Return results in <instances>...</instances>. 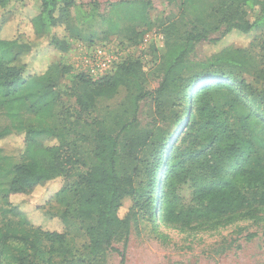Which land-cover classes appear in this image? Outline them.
<instances>
[{
  "label": "trees",
  "instance_id": "16d2710c",
  "mask_svg": "<svg viewBox=\"0 0 264 264\" xmlns=\"http://www.w3.org/2000/svg\"><path fill=\"white\" fill-rule=\"evenodd\" d=\"M21 1L0 0V10ZM196 1L181 0V5L189 7ZM32 6L28 24L34 39L22 33L6 37L0 24V142L24 137L21 158L9 169L0 167L1 174L11 177L1 209L0 264H105L108 252L117 250L115 240H127L138 212L153 218L149 196L163 164L162 194L167 185L191 186L187 204L168 196L162 207L163 197L156 198L153 209L169 224H218L226 216L247 217L264 208V84L257 88L244 76L251 63L241 53L248 49L226 47L204 61L190 58L196 43L218 41L209 37L213 31L222 30L226 37L264 29V0H215L174 40L176 24H164L161 50L153 43L150 51L125 57L99 79L79 73V110L74 120L63 115L60 119L55 110L61 97L58 80L70 68L58 71L54 64L40 73L31 70L27 58L43 50L44 44L67 52L70 43L60 31L81 38V24L91 25L97 17L111 23L114 17L104 18L95 14V8L82 7L73 15L75 0H33ZM123 6L139 8L137 15L127 18L130 21L146 19L148 1L111 4L112 9ZM195 67L199 69L193 71ZM217 67L218 72L230 70L209 73ZM151 76L157 80L155 87L148 85ZM258 76L264 80V70ZM217 79L233 86L218 84ZM188 86L195 91L189 95L182 128L173 136L181 124L180 107ZM122 88L127 94L116 108L105 109L90 121L83 119L96 110L98 99H112ZM221 88L234 94L225 103L212 96ZM246 98L252 104H243ZM143 102H150L147 120L141 117ZM197 103L200 113L194 118L191 109ZM193 128L196 133L190 135ZM184 132L192 137L194 147L177 156L175 144ZM59 178L62 186L39 210L59 204L61 214L52 218L62 222V230L34 223L12 200ZM127 199L132 205L121 217ZM72 220L85 225L86 241L80 245L68 237ZM117 251L125 261V253Z\"/></svg>",
  "mask_w": 264,
  "mask_h": 264
},
{
  "label": "rangeland",
  "instance_id": "374dc122",
  "mask_svg": "<svg viewBox=\"0 0 264 264\" xmlns=\"http://www.w3.org/2000/svg\"><path fill=\"white\" fill-rule=\"evenodd\" d=\"M76 7L72 9V14L76 15V10L82 7L85 11L95 8L96 13L104 18L114 17L113 22L104 21L98 17L93 24H81L78 29L81 38L60 31V36L64 35L70 43L67 52H61L54 46L44 44L43 50L33 53L27 58L30 61L32 71L43 73L50 65H58V71L64 66L69 67V72L61 75L57 83V89L61 95L55 107L60 119L62 115L72 120L78 115L79 107L76 103V95L79 91L76 84V75L83 72V59L87 52L99 46L120 47L119 42H123L121 55L125 57H137L150 51L149 47L155 43L156 48L161 50L164 40L160 39L163 32V25L170 22L176 24L177 33L172 40L178 38L182 33L189 30L192 21L196 19L203 10L208 8L215 0H197L189 7H183L181 0H146L149 8L146 19L135 18L130 21L129 16L137 15L139 8L129 9L128 6L113 8L111 4L119 3L123 0H75ZM141 1V0H135ZM33 0H23L6 10H0V24H2L3 35L15 37L20 33L25 34L26 39H34L33 33L28 24L32 12ZM116 12V14H115ZM115 14V15H114ZM87 25V27H86ZM224 29V28H223ZM210 38H218L216 42L202 41L196 43L190 54L192 61H204L210 55L224 48L233 49L244 48L247 52L241 53L246 56L250 63L249 69L244 72V76L255 87L259 88L264 84L260 79V74L264 70V29H259L250 34H240L233 32L226 37H222V30L213 31ZM153 50V48H152ZM154 52V51H153ZM199 69L195 67L193 71ZM217 69V70H216ZM210 70L209 73L216 75L223 72L228 73L229 68H224L218 72V67ZM208 73V76L210 75ZM218 84L233 86L227 80H215ZM210 82V81H209ZM209 82H206L208 84ZM149 87H155L157 80L150 77ZM184 102L180 107V127L174 131L173 136L182 128V121L189 110V95L194 94V88H186ZM126 90L122 88L112 99H98L96 110L87 113L83 119L90 121L93 117L100 116L105 109L116 108L126 97ZM234 94L229 88H221L212 96L214 99L225 103ZM251 98H246L243 104H252ZM194 118H199L200 104L191 109ZM238 111L241 109L238 108ZM151 114L150 102H143L141 117L143 120L149 119ZM3 120V119H2ZM5 123V121L3 120ZM195 128L190 129V135H195ZM185 132L181 134L175 144L178 147L177 156L184 153L189 147H194L192 137ZM173 141V138L170 137ZM57 140H49V143H56ZM24 145L23 136H13L0 142V167H7L21 158ZM174 148V145L172 146ZM171 148V149H172ZM170 149V150H171ZM170 154L169 152L167 153ZM167 157V156H165ZM166 164V163H165ZM164 168L161 166L159 172ZM155 175L154 188L150 192V204L152 205L153 218L138 212V220L132 222L131 231L127 240L118 238L114 242L115 249L123 251L126 255L125 261L117 250H110L107 254L105 264H264V208L254 211L251 216H243V213L226 216L218 224L209 222L203 225L198 223L191 227L182 224H169L161 220L159 210L153 209L156 205V198L163 197L162 207L168 196L171 199H180V202L187 204L191 198V186L189 183H178L175 186L167 185L164 194L161 188L164 185L163 176L160 173ZM10 175L0 173V218L1 209L7 202V189L10 183ZM63 184L62 179L48 183L39 187L31 195L15 196L13 202L31 217L34 223L44 224L47 228L62 230V222L53 216L61 214L62 207L53 202L51 206H46L39 210L47 199H49ZM132 202L127 199L121 210V217H124L131 207ZM69 239L80 245L85 237V225L80 221L72 220L68 228Z\"/></svg>",
  "mask_w": 264,
  "mask_h": 264
},
{
  "label": "built area",
  "instance_id": "2783aa9c",
  "mask_svg": "<svg viewBox=\"0 0 264 264\" xmlns=\"http://www.w3.org/2000/svg\"><path fill=\"white\" fill-rule=\"evenodd\" d=\"M160 39L164 40L162 34ZM122 48L113 46H99L87 52L82 65L83 72L93 79H99L110 72L117 63L123 60ZM142 58H145L144 56Z\"/></svg>",
  "mask_w": 264,
  "mask_h": 264
}]
</instances>
